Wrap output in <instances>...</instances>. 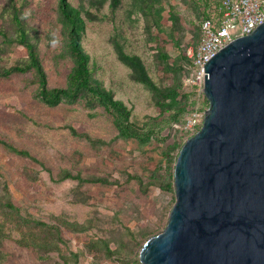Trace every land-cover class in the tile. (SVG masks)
I'll return each mask as SVG.
<instances>
[{
  "label": "rangeland",
  "instance_id": "obj_1",
  "mask_svg": "<svg viewBox=\"0 0 264 264\" xmlns=\"http://www.w3.org/2000/svg\"><path fill=\"white\" fill-rule=\"evenodd\" d=\"M19 1L48 85L69 87L76 61L60 0ZM67 3L94 82L129 111L133 131L150 136L122 135L117 112L86 92L45 103L35 68L0 74V137L29 152L0 143V264H141L176 202L174 169L189 138L177 109L196 103L188 50L203 2ZM16 37L10 0H0L1 68L30 62ZM199 101L197 130L209 107Z\"/></svg>",
  "mask_w": 264,
  "mask_h": 264
},
{
  "label": "water",
  "instance_id": "obj_2",
  "mask_svg": "<svg viewBox=\"0 0 264 264\" xmlns=\"http://www.w3.org/2000/svg\"><path fill=\"white\" fill-rule=\"evenodd\" d=\"M209 101L174 169L176 202L141 264H264V21L205 64Z\"/></svg>",
  "mask_w": 264,
  "mask_h": 264
},
{
  "label": "trees",
  "instance_id": "obj_3",
  "mask_svg": "<svg viewBox=\"0 0 264 264\" xmlns=\"http://www.w3.org/2000/svg\"><path fill=\"white\" fill-rule=\"evenodd\" d=\"M202 19L206 16V10L209 6V0H202ZM11 4V15L12 19L16 24L17 37L16 40L19 44L25 46L29 54V63L26 65H14L8 68L0 67V74L9 75L13 72H26L32 68L39 71L41 87L39 89V97L42 101L49 105H55L62 98L72 99L77 97L80 92H86L88 95L95 99L101 100L107 109L117 112L122 120L117 122L119 130L122 135L125 136H140L142 138H148L150 132L145 134H139L133 131L129 124V111L121 104L120 100H116L111 91L99 87L93 80L92 68L88 59V55L80 47V32L77 31L76 25V14L68 7L67 0H60V8L64 16L71 22L72 27L69 31L70 36V48L72 54L75 57L76 64L73 67L72 72L69 75L70 86L60 87V86H49L47 83V78L44 72L41 70V64L38 59L37 52L35 51L34 43L31 41L26 24L22 19V6L19 0H10ZM201 19V20H202ZM5 35V33H2ZM200 36V35H199ZM190 60V66L192 61ZM188 106L184 108H178L177 113L182 111L187 113L190 112ZM174 116V115H173ZM175 117V116H174ZM185 122V119H184ZM200 129V128H199ZM0 143L6 145L15 152L22 154H29L28 151L21 150L8 142L7 140L0 137Z\"/></svg>",
  "mask_w": 264,
  "mask_h": 264
},
{
  "label": "built area",
  "instance_id": "obj_4",
  "mask_svg": "<svg viewBox=\"0 0 264 264\" xmlns=\"http://www.w3.org/2000/svg\"><path fill=\"white\" fill-rule=\"evenodd\" d=\"M263 21L264 0H209L206 16L200 23L197 45L188 50L192 65L186 87L196 99L182 125L189 137L198 131L202 122V105L199 99H207L203 90L205 64L235 38L250 34Z\"/></svg>",
  "mask_w": 264,
  "mask_h": 264
}]
</instances>
